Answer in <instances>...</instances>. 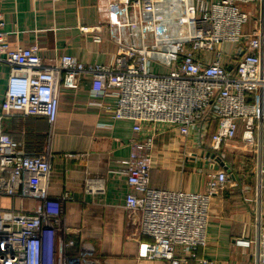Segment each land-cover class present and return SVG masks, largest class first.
Instances as JSON below:
<instances>
[{"label": "built area", "instance_id": "1", "mask_svg": "<svg viewBox=\"0 0 264 264\" xmlns=\"http://www.w3.org/2000/svg\"><path fill=\"white\" fill-rule=\"evenodd\" d=\"M2 2L0 63L10 71L0 95V264H100L65 223L70 197L49 195L53 152H27L4 127L15 116L43 118L52 134L62 90H78L87 77L91 103L102 106L116 90L118 99L103 111L133 122L129 156L116 174L128 189L127 214L139 216L150 239L141 257L213 264L196 256L206 245L209 202L248 174L252 233L233 245L248 251V264H264V0H100L104 27L79 31L96 45L107 38L113 59L102 65L66 54L42 58L37 45L9 46ZM163 131L176 133L186 158L209 167L203 193L150 186L152 143ZM230 142L246 152L224 162Z\"/></svg>", "mask_w": 264, "mask_h": 264}, {"label": "crops", "instance_id": "2", "mask_svg": "<svg viewBox=\"0 0 264 264\" xmlns=\"http://www.w3.org/2000/svg\"><path fill=\"white\" fill-rule=\"evenodd\" d=\"M99 7L100 0H3L6 41L11 47L37 45L42 58L66 54L86 65L109 64L113 48L107 38L96 45L89 34L79 31L81 26L104 27ZM9 71L8 65L0 63V95ZM89 88L87 77L78 90H62L52 134L43 118L15 116L6 119L4 127L15 141L24 142L27 152L40 153L46 147L53 152L49 195L70 197L64 206L65 223L71 230H78L76 242L91 247L100 264H169L141 257V245L150 239L141 233L139 216L131 219L124 208L128 189L124 177L116 172L124 168L121 162L129 156L133 122L103 111V106L118 99L116 90H109L99 106L91 103ZM195 138L192 133L190 139ZM187 148L195 146L189 144ZM227 150L224 162L233 157L230 153L242 157L246 152L237 142H230ZM183 151L173 131L159 132L154 138L150 166L153 189L204 192L209 167L186 158ZM249 176H240L210 200L206 245L197 248L198 259L213 264L249 263L248 251L233 245L234 238H249L252 233V195L243 192V187L251 183ZM87 184L89 192L85 191ZM31 205L29 201L23 204L25 209ZM187 264L199 263L189 260Z\"/></svg>", "mask_w": 264, "mask_h": 264}, {"label": "water", "instance_id": "3", "mask_svg": "<svg viewBox=\"0 0 264 264\" xmlns=\"http://www.w3.org/2000/svg\"><path fill=\"white\" fill-rule=\"evenodd\" d=\"M241 54V51L238 52V56Z\"/></svg>", "mask_w": 264, "mask_h": 264}]
</instances>
